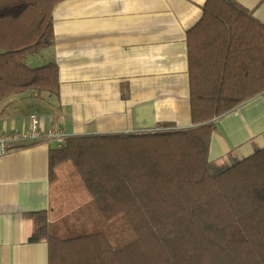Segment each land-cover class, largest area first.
Returning a JSON list of instances; mask_svg holds the SVG:
<instances>
[{
  "label": "trees",
  "instance_id": "16d2710c",
  "mask_svg": "<svg viewBox=\"0 0 264 264\" xmlns=\"http://www.w3.org/2000/svg\"><path fill=\"white\" fill-rule=\"evenodd\" d=\"M60 1L0 0V104L59 94L57 64L25 60L52 44ZM204 3L187 31L190 126L70 135L49 153L51 180L70 162L101 218H123L133 238L62 232L31 212L50 264H264V146L231 160L208 150L217 120L264 94V24L236 0Z\"/></svg>",
  "mask_w": 264,
  "mask_h": 264
},
{
  "label": "crops",
  "instance_id": "0c3cea01",
  "mask_svg": "<svg viewBox=\"0 0 264 264\" xmlns=\"http://www.w3.org/2000/svg\"><path fill=\"white\" fill-rule=\"evenodd\" d=\"M236 1L264 24V0ZM204 2H58L52 44L25 61L34 67L55 62L59 94L9 97L0 104V133L29 132L32 115L40 130L58 127L68 135L130 132L161 122L190 126L187 31L201 18ZM216 123L211 160L250 155L264 146V94ZM58 146L43 138L0 151V264H50L49 244L30 239L35 224L29 213L48 211L57 219L49 153Z\"/></svg>",
  "mask_w": 264,
  "mask_h": 264
},
{
  "label": "rangeland",
  "instance_id": "374dc122",
  "mask_svg": "<svg viewBox=\"0 0 264 264\" xmlns=\"http://www.w3.org/2000/svg\"><path fill=\"white\" fill-rule=\"evenodd\" d=\"M52 203L53 216L57 218L55 222L62 232L101 229L120 233L124 241L133 238V232L123 218L115 222H105L101 218L93 204L89 203L83 182L70 162L57 169V177L52 181Z\"/></svg>",
  "mask_w": 264,
  "mask_h": 264
},
{
  "label": "built area",
  "instance_id": "2783aa9c",
  "mask_svg": "<svg viewBox=\"0 0 264 264\" xmlns=\"http://www.w3.org/2000/svg\"><path fill=\"white\" fill-rule=\"evenodd\" d=\"M37 117L38 116L36 115L31 116L32 128L27 133H0V151H7L8 149L12 148L13 144L15 143L29 140H40L43 138L54 140L59 144V146H61L65 139L70 136L64 129L58 127H49L46 130H40L39 119Z\"/></svg>",
  "mask_w": 264,
  "mask_h": 264
}]
</instances>
